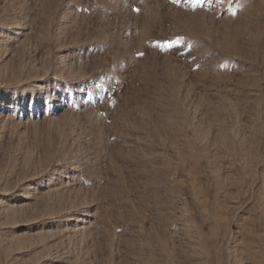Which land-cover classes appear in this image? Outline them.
Returning <instances> with one entry per match:
<instances>
[{
  "label": "rangeland",
  "instance_id": "rangeland-1",
  "mask_svg": "<svg viewBox=\"0 0 264 264\" xmlns=\"http://www.w3.org/2000/svg\"><path fill=\"white\" fill-rule=\"evenodd\" d=\"M263 105L264 0H0V264H264Z\"/></svg>",
  "mask_w": 264,
  "mask_h": 264
},
{
  "label": "bare ground",
  "instance_id": "bare-ground-1",
  "mask_svg": "<svg viewBox=\"0 0 264 264\" xmlns=\"http://www.w3.org/2000/svg\"><path fill=\"white\" fill-rule=\"evenodd\" d=\"M10 25V24H9ZM35 67V66H34ZM71 67V66H70ZM33 68V67H32ZM32 68H31V70H32ZM36 68V67H35ZM72 68V67H71ZM70 68V69H71ZM34 69V68H33ZM38 69V68H37ZM31 77V76H30ZM30 77H27V78H30ZM262 81V80H261ZM257 87H258V92L260 93V94H262V92H263V87H262V84H261V82H260V80L258 81V84H257ZM260 101V100H259ZM263 113H264V105L262 106V108H261V111H260V116L262 117V115H263ZM260 117V118H261ZM264 119V118H263ZM261 120V119H260ZM263 126H264V124H263ZM257 165V164H256ZM257 167V166H256ZM61 176H63V174H61ZM65 177V176H64ZM58 221L57 222H61L60 220L61 219H57ZM202 237V236H201ZM240 261L239 260H237L236 259V261H235V264H238Z\"/></svg>",
  "mask_w": 264,
  "mask_h": 264
}]
</instances>
